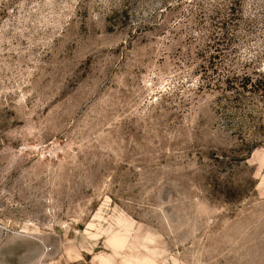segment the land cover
<instances>
[{
    "label": "rangeland",
    "instance_id": "rangeland-1",
    "mask_svg": "<svg viewBox=\"0 0 264 264\" xmlns=\"http://www.w3.org/2000/svg\"><path fill=\"white\" fill-rule=\"evenodd\" d=\"M259 80L264 0H0V264H264Z\"/></svg>",
    "mask_w": 264,
    "mask_h": 264
},
{
    "label": "trees",
    "instance_id": "trees-1",
    "mask_svg": "<svg viewBox=\"0 0 264 264\" xmlns=\"http://www.w3.org/2000/svg\"><path fill=\"white\" fill-rule=\"evenodd\" d=\"M258 89H260V91L264 92V84L260 80L258 81ZM262 96L264 97V93L262 94Z\"/></svg>",
    "mask_w": 264,
    "mask_h": 264
}]
</instances>
